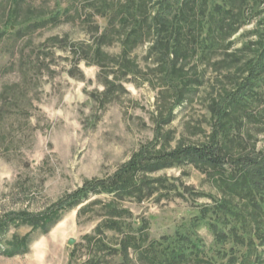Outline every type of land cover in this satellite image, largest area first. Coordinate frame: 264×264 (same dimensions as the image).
<instances>
[{
  "label": "rangeland",
  "instance_id": "rangeland-1",
  "mask_svg": "<svg viewBox=\"0 0 264 264\" xmlns=\"http://www.w3.org/2000/svg\"><path fill=\"white\" fill-rule=\"evenodd\" d=\"M14 1L0 0V221L41 215L86 184L113 177L143 148L170 152L212 142L228 163L223 171L194 163L151 173L147 177L163 179V185L140 201L89 194L60 209L51 223L9 221L0 229V264H164L165 248L203 209L223 200L250 226L260 217L263 228L264 212L254 215L249 204L259 198L246 181L226 175L237 159L264 154V97L260 119L243 110L225 117L217 130L212 111L216 96L238 83V67L258 55L264 0H255L242 16L231 5L236 0H218L232 6L229 19L240 18V26L205 59L197 60V51L184 66L185 77L170 75L167 66L148 58L151 42L132 48L133 68L124 76L121 63L99 66L93 51L107 30L109 5L128 0H22L18 9ZM215 27L212 23L209 37L222 41ZM101 43L110 57L122 52L113 30ZM230 53L236 56L227 57ZM165 74L174 80L168 82ZM180 77L193 85L176 99L172 88L181 89ZM258 90L264 96V85ZM195 231L205 262L251 264L256 255L257 264H264V244L256 237L250 245L247 240L233 245L229 238L221 245L205 224ZM126 237L132 239L125 243Z\"/></svg>",
  "mask_w": 264,
  "mask_h": 264
},
{
  "label": "trees",
  "instance_id": "trees-1",
  "mask_svg": "<svg viewBox=\"0 0 264 264\" xmlns=\"http://www.w3.org/2000/svg\"><path fill=\"white\" fill-rule=\"evenodd\" d=\"M254 1L236 0L231 5H234L242 16L246 14L247 9H249L248 6ZM21 3L22 0H15L14 5L17 8L14 7L18 9ZM223 3L218 0H128L120 5H109L111 12L108 16L107 30L100 35L102 38L99 37L96 40V48L93 51L94 58L99 61V66L102 69L121 63L120 69L124 71L122 72L124 76L125 73H130L129 69L133 68L128 58L132 48L145 42H151L147 52L148 58H152L153 63H157V65L167 66L170 75L173 73V76L176 77L179 73L185 77L188 73L186 71L183 73L184 66L189 63L197 51L199 56H197V60L205 59L209 53L220 47L219 44L224 42L225 34L231 35L240 26V18L237 20L229 19L233 13L232 6L226 8ZM12 10L14 11V8ZM212 23L216 26L217 34L222 35V41L215 40L212 36L210 39L209 31ZM110 30H113L121 38L122 52L117 57H110L100 50L101 40H104L105 35L110 33ZM223 51H227V49L225 48ZM235 56L234 53L227 55V57ZM170 75H164V79L168 82L174 78ZM238 75H240L239 81L231 91L223 94V96H216L212 117L217 130L221 129V121L225 117L231 116L230 119H232L235 114L240 111L243 112V110H248V118L257 114L256 116L260 119L262 110H264L263 108L261 111H257L258 106L262 105L264 97L262 90H258L264 85H261L263 83L261 81H264V41L261 42L255 61L249 62L247 60L244 62L240 68L238 67ZM183 77L179 78L181 89L172 88L176 99L178 95L183 96L189 92V90H185L186 86L193 85V82L185 80ZM107 84L112 85L108 81ZM250 100L251 102H249ZM194 163L217 167L223 171L224 165L228 162L220 146L212 142L198 146H180L170 152L161 150L149 153L146 148H143L108 180L86 184L67 196L60 204L53 206L41 215L24 216L18 214L17 218H10L8 215L5 220L0 221V229H5L9 221H15L19 218L30 220L35 226L41 223H51L58 217L60 209L78 205L87 199L89 194H109L113 199L114 197L117 199L134 197L140 201L156 193L155 185L161 187L163 185V179H150L147 177L149 174L165 168L181 167ZM233 165L236 169L227 174L226 178L230 177V179L247 182V189L259 198V202H249V204L253 206L254 215L257 213L258 216H261L259 213L264 212V154L246 155L234 161ZM250 198L255 201L252 196ZM203 210L205 211H201L202 214L194 220V223H191L190 228L188 227L182 234H178L177 240L172 242L173 245L165 248L164 264L186 262L214 264L203 261L201 257V255L205 256L206 250L195 229L202 224L213 231L216 243L221 245L226 243L227 238L232 239L233 245L241 244L245 240L250 245L252 244L251 239L254 237L261 244H264V226L262 228L260 217L259 220L257 218L259 222L254 219L252 226H250L249 223L247 224V217H244L235 207H230L225 200L219 201L212 208L206 207ZM237 219H240L239 223ZM232 221H237L235 223L239 225H232ZM113 224L119 226L120 223L114 222ZM131 239L126 237L125 243ZM132 245L134 246V243ZM153 248L154 246H149V249ZM220 249L218 254H220ZM232 251L231 248L230 252L232 253ZM259 261L260 259L255 255L251 264H257Z\"/></svg>",
  "mask_w": 264,
  "mask_h": 264
},
{
  "label": "water",
  "instance_id": "water-1",
  "mask_svg": "<svg viewBox=\"0 0 264 264\" xmlns=\"http://www.w3.org/2000/svg\"><path fill=\"white\" fill-rule=\"evenodd\" d=\"M72 243H73V240L70 239V240L68 241V244H72Z\"/></svg>",
  "mask_w": 264,
  "mask_h": 264
}]
</instances>
